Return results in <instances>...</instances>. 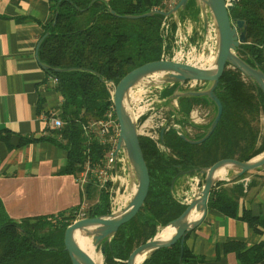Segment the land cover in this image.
<instances>
[{
    "label": "trees",
    "instance_id": "1",
    "mask_svg": "<svg viewBox=\"0 0 264 264\" xmlns=\"http://www.w3.org/2000/svg\"><path fill=\"white\" fill-rule=\"evenodd\" d=\"M49 1L54 16L45 27L46 36L38 56L41 63L50 67L46 72L57 80V90L63 97L60 117L65 124L60 129H50L43 137H22L20 145L45 140L64 148L67 163L60 174L79 176L87 163L95 167L104 156L105 149L89 126L103 119L112 106L107 82L117 84L135 68L158 61L164 54L172 55L170 49L177 23H171L172 34L167 38L163 23L173 16L146 14L153 10L169 11L168 2L179 0ZM199 14L195 1L190 0L179 16L183 22L187 17L198 19ZM230 15L246 21L247 40L238 54L263 70L264 0H237ZM177 87L178 84L168 85L161 97H171ZM215 93L223 113L214 132L202 143H190L176 128H169L164 133L165 152L151 138L140 136L150 174L148 196L136 217L124 224L107 245L104 264H125L136 247L152 239L160 228L184 212L187 205L174 193L180 179L197 176L203 168L223 159L249 161L264 152V134L260 135L255 126L261 114L264 115L263 92L240 71L228 68ZM178 104L175 119L168 123L179 125L193 140L201 139L215 116L214 103L204 96H183ZM197 105L211 106L212 119L205 120L204 124L194 123L191 112ZM176 115L179 116L176 118ZM226 183H217L210 194L208 208L242 220L256 233L264 235V214H255L240 204L244 185L237 183L225 188ZM96 188L92 180L85 185L88 200H93ZM98 198L87 210L88 217L111 212L108 195L100 191ZM79 209L81 206L53 216L16 221L7 215L0 200V264H72L65 250L64 234L76 220ZM81 232L75 233V239ZM223 252L235 253L239 264H260L264 261V239L250 247L240 241H226ZM146 264L207 263L185 240L183 245L178 241L159 249Z\"/></svg>",
    "mask_w": 264,
    "mask_h": 264
},
{
    "label": "crops",
    "instance_id": "2",
    "mask_svg": "<svg viewBox=\"0 0 264 264\" xmlns=\"http://www.w3.org/2000/svg\"><path fill=\"white\" fill-rule=\"evenodd\" d=\"M53 16L49 0H0V200L7 215L16 221L53 216L78 206L83 209L99 199L86 198L80 176L60 174L67 163L64 148L45 140L20 145L22 137L48 135L51 128L45 117L63 102L56 79L42 68L37 56V45ZM170 21L181 24L179 15ZM191 114L193 121L195 109ZM193 178L184 177L176 185L175 196L182 203L189 197L185 182ZM237 183L245 188L241 206L264 214V165L223 187ZM263 239L264 235L246 222L209 208L186 238L207 264H239L235 253L223 252L226 241L250 247Z\"/></svg>",
    "mask_w": 264,
    "mask_h": 264
},
{
    "label": "water",
    "instance_id": "3",
    "mask_svg": "<svg viewBox=\"0 0 264 264\" xmlns=\"http://www.w3.org/2000/svg\"><path fill=\"white\" fill-rule=\"evenodd\" d=\"M190 0H179L169 11L163 12L153 10L146 15L163 13L166 18L179 15L185 10ZM203 18L204 25L208 24V14L213 20L216 41L217 59L214 68L200 67L189 63L169 60L162 57L158 61L146 63L125 75L117 84L113 81L107 82L112 86V102L120 126V136L118 141V151L123 149L127 157L130 175L137 178L136 191L131 194L128 204L119 213L110 212L107 215L84 217L74 221L69 225L64 234V246L68 252L72 264H97L94 259L82 249L75 239L77 231H83L86 236L92 237L95 249L100 246L101 255L104 257L106 247L111 243L119 229L133 218L143 207L150 188V174L148 166L140 144V133L138 131L137 120H133L127 113L126 108L133 107L131 104L130 92L144 78L150 75H159L164 79L161 83H155L150 78L152 84H178L177 89L171 98L179 99L183 96H204L214 103L216 107L215 116L207 129L206 134L198 140H193L177 127V124L167 123L160 130V143L166 152L164 133L166 129L176 128L178 134L190 143H202L216 129L223 113V106L215 91L219 85L224 71L228 68L237 69L246 78L251 80L264 94V71L259 66H252L247 63L239 54L238 50L246 43V21L234 19L230 11L234 8L237 0H194ZM199 14V16H200ZM138 18L141 16H129ZM177 23V22H176ZM178 25V23H177ZM44 35L37 45V56L40 45L44 40ZM39 60V56H38ZM40 62V60H39ZM42 68L50 70V67L41 63ZM204 82L207 87L203 90L183 91L181 88L186 82ZM127 99V104H125ZM195 123V122H194ZM264 165V152L249 161H239L237 159H223L210 167L203 168L199 175L195 176L203 181L201 190H198L185 204L184 212L166 226L176 228L175 233L170 238L158 239L157 234L136 247L130 254L125 264H136L138 256L146 254L142 264H146L148 259L159 249L169 247L178 241L183 245L188 234L192 232L205 218L208 212V201L210 194L219 181L231 182L239 179L244 174ZM226 168L227 173L223 177H217L216 172L220 168ZM132 176V177H133ZM134 191V189H133ZM201 212L198 219L188 221L187 218L193 210ZM102 264V262L100 263Z\"/></svg>",
    "mask_w": 264,
    "mask_h": 264
},
{
    "label": "built area",
    "instance_id": "4",
    "mask_svg": "<svg viewBox=\"0 0 264 264\" xmlns=\"http://www.w3.org/2000/svg\"><path fill=\"white\" fill-rule=\"evenodd\" d=\"M171 23L172 22L170 21V19H166L165 22L163 23L164 34L166 38L172 34ZM183 25L184 22L181 23L180 25L179 24L177 25V29L174 34V38L172 42L174 44L173 46L174 48L179 47L184 42V40H187V37L189 35L188 31L182 30ZM180 52L182 53V57H183L184 52L183 51ZM180 52H178V57L175 56L171 60L181 62V60L179 59L182 58L179 57ZM163 58L168 59L165 54L163 55ZM192 60H194V58ZM199 83L200 82L197 81H189L186 82L184 86L192 88ZM108 86L112 94V86L111 85ZM141 101L142 98L138 100V103L134 102V105L138 107L137 104L140 105ZM140 107H144V110L139 113L138 118L136 119L137 123L142 122L147 116V112L150 109H153V107L146 108V105ZM205 118L197 115L196 119H193V122L201 123L206 120ZM45 120L47 121L48 126L51 129H60L65 124L60 117L59 108L58 110L50 111L46 115ZM168 122H169L168 119L165 120V118H163L161 114L151 113L150 116L148 115L146 119L142 122L141 126L140 127L138 126L139 127L138 131L142 130L143 132L139 131V133L141 132L140 133L141 136L144 135L151 138L163 150L162 145L160 143V130ZM177 127L179 128L180 126L178 125ZM89 128L96 135L97 140L104 147L105 152L103 159L101 160V163L97 164V166L91 167L89 163L86 164L84 171L79 175L80 176L79 182L82 185V187H84L90 180H92L100 191L108 195L110 200V211L114 212L119 208L120 203L118 202L117 205L115 204L117 202L118 196L121 194V188L125 183L123 173L125 174L126 172H129V165L124 150L120 149L118 151L120 126L118 123V119L116 116L113 103L110 109L108 110V112L106 113L105 117L101 120L92 122ZM111 205H114L112 207L114 209H111ZM115 206H118L116 210H115L116 208ZM84 217H86L85 214H83L79 210L77 218L81 219Z\"/></svg>",
    "mask_w": 264,
    "mask_h": 264
},
{
    "label": "rangeland",
    "instance_id": "5",
    "mask_svg": "<svg viewBox=\"0 0 264 264\" xmlns=\"http://www.w3.org/2000/svg\"><path fill=\"white\" fill-rule=\"evenodd\" d=\"M172 4H174V5H172ZM175 4L176 3L170 4L168 2L167 8H173L175 6ZM183 22L185 24L182 26V30L188 31L189 35L187 37V40H184V42L179 47H175V48L173 47L170 49L171 50L170 53H172V55L166 54V57L169 60L173 59L175 56L178 57V52H180V51L184 52L183 57H182V53L181 52L179 53V57H182L179 59L183 63H187V62L191 63L193 61L192 59L195 56H200L203 54L204 55H212L214 52H216V48H217L216 31H215L213 20L211 19L209 14H208V24L206 26L204 25V21H203L201 14L198 17V19H192L191 17H187V18H185V21H183ZM183 22H181V23H183ZM173 46H174V44H173ZM154 76H155L154 74L150 75V76L144 78L142 81H140L138 83V85H136L133 88L132 97H135L137 99L142 98V101L140 102V105H138V106H145L146 105V108H152L153 107V109H150L147 112V116L148 115L150 116L151 113H156V114H161V116L163 118H165V120L168 119L169 122L173 121L175 119V114H176L178 107H179V105H177L178 99H173L171 97L162 98L161 94H162L164 88H166L170 84H167V83H163V84L149 83L150 78H155ZM151 81L155 82V83H161L162 82V81H157V80H151ZM206 87H207L206 83L200 82L199 84L195 85L192 88L182 86L181 89L183 91H191V90H203ZM133 103L134 102H131L132 105H133ZM194 109H195V111H197L198 116H201L204 118L206 117L205 119L207 122L212 119L213 110H212L211 106L197 105ZM178 116L179 115H176V118ZM191 116H192V114H191ZM146 117H145V119H146ZM206 121L201 122V123H196V124H204ZM142 122H138L137 126L140 127ZM255 126L260 130V135H263L264 134V115L261 114L260 120L255 122ZM139 131L143 132L142 130H139ZM194 131L195 130L193 129L192 132H194ZM142 136H144V135H142ZM123 176H124V182L125 183H124L123 187L121 188V194L118 196L117 202L115 205H117L118 202L120 203L124 199L125 196H130L131 194H133L134 186H136V184H137L136 176L135 175L133 176L132 174L130 175V172H126L125 174L123 173ZM185 184H186V186L184 187V189H185V191H188V193H189V197L185 200V202H186L198 190H201L203 181L201 179H198L197 177H195V178H193V180H191V181L188 180L187 183L185 182ZM193 187H195L194 190H193ZM175 192H176V186L174 188V193ZM99 194H100V190L97 187L96 192L93 196V200H96L99 197ZM91 201H92V199H91ZM185 202H183V203H185ZM113 206L114 205H111V209H114V208H112ZM89 207H91V206H89ZM89 207L86 206L83 209H79V210L83 214H85V216L87 217L88 216L87 210L89 209ZM115 207H116L115 208V210H116L118 208V206H115ZM77 219L78 218H76V220ZM76 220H74V221H76ZM167 227H169V226H167ZM162 229H164V228H160L159 231ZM96 252L98 254H100L101 262H102V264H104V257H102V255H101L100 246L97 248Z\"/></svg>",
    "mask_w": 264,
    "mask_h": 264
},
{
    "label": "bare ground",
    "instance_id": "6",
    "mask_svg": "<svg viewBox=\"0 0 264 264\" xmlns=\"http://www.w3.org/2000/svg\"><path fill=\"white\" fill-rule=\"evenodd\" d=\"M195 56V55H194ZM216 59H217V53L214 52L212 55H200V56H195L194 60L191 62L192 65H196V66H200V67H208V68H214L215 64H216ZM163 77L157 75L155 77V79L153 80H157V81H163ZM138 85V84H137ZM141 88V87H140ZM132 90L130 92V98H131V102H136L138 103L139 98H135L132 97ZM137 92V91H136ZM135 92V93H136ZM125 104H127V99H125ZM133 107L130 108H126L128 115L133 119H137L138 115L140 112H142L144 110V107H136L133 103L132 105ZM227 173V169L222 167L220 168L217 172H216V176L219 177H223L225 176V174ZM127 189V188H126ZM136 191V187H134V191ZM131 199V195L130 196H125L124 199L120 202L119 204V208L114 211L116 213H119L123 210V207L126 206L129 202V200ZM201 212L196 211L195 209L190 213V215L188 216L187 220L188 221H193L196 220L200 217ZM176 231V228L169 226L166 227L162 230H160L157 233V238L158 239H165V238H170ZM76 241L78 242V244L82 247L83 250H85L93 259L97 264L101 263V256L100 254H98L96 252V249L93 245V241H92V237L86 236V234L82 231L78 237L76 238ZM146 257V254H142L140 256H138L137 260H136V264H142V261L144 260V258Z\"/></svg>",
    "mask_w": 264,
    "mask_h": 264
}]
</instances>
